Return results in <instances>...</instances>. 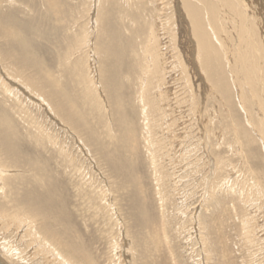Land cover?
I'll use <instances>...</instances> for the list:
<instances>
[{"label": "rangeland", "instance_id": "1", "mask_svg": "<svg viewBox=\"0 0 264 264\" xmlns=\"http://www.w3.org/2000/svg\"><path fill=\"white\" fill-rule=\"evenodd\" d=\"M209 1L215 25L256 32L263 79L247 94L264 100V0ZM183 11L182 0H0V34L14 42L0 38V158L9 144L11 161L30 164L0 167L10 177L6 187L0 179V213L30 215L0 223L1 264H264V109L258 99L247 107L229 80L232 115L200 69ZM151 23L169 56L164 101L143 74ZM19 47L91 147L11 77L12 66L30 75L7 59ZM123 118L131 133L121 137Z\"/></svg>", "mask_w": 264, "mask_h": 264}, {"label": "bare ground", "instance_id": "2", "mask_svg": "<svg viewBox=\"0 0 264 264\" xmlns=\"http://www.w3.org/2000/svg\"><path fill=\"white\" fill-rule=\"evenodd\" d=\"M95 1V0H94ZM197 1V0H196ZM242 1V0H241ZM49 2V1H48ZM201 2L203 3V6L204 7H200V5H198L199 3L197 2H192L190 0H182V7H183V12L185 13L187 19L189 20V26H190V30H191V37L192 38V42L194 43L193 48H195V50L197 51V54H196V58H197V61H198V64L200 66V69L203 68V72L205 74V78L207 79L208 82H210V84L212 85V88L213 90L220 94L222 100L224 103H226V105L229 107L230 111L232 112V115L234 116V108H233V98H232V91H231V85H233L234 87H236V90L237 88L239 87L240 89V96H242V98L244 97H247V100L251 103H249V105L247 107L251 108L250 105H252V102H257L256 99H258V96H254V99L252 98V95L251 97L248 96V88H251L250 90L253 91L256 95V93L258 92L257 89H259V82L261 79H263V74H261V71L259 70L260 69V61L258 59L259 55L258 53L259 52V49L258 47L260 46L261 42L260 40L256 37V39H252L250 38V36L252 37L253 35H256V32L255 31H250V33L248 34V30L249 29H246L242 26V28H238V31L234 33V35H231L229 33V29L226 28L225 25L223 24H217L215 25L214 22H216V16H217V12L219 10H216L214 9L213 5L214 3H210L209 0H201ZM97 3V2H96ZM222 3H223V0H222ZM253 3V2H252ZM49 4V3H48ZM213 4V5H212ZM254 4V3H253ZM52 5V4H51ZM209 7V11L208 12V8ZM53 8H54V5H53ZM93 9V8H92ZM253 9V8H252ZM91 10V9H90ZM94 10V9H93ZM91 13V12H90ZM205 13H206V16H205ZM100 14V13H99ZM94 16V15H93ZM92 16V17H93ZM101 16L98 17L97 19V22L98 24L100 25L101 22H102V18H100ZM253 19V18H252ZM226 20V19H225ZM255 21V19H254ZM226 24L228 26V28H231L232 25H234V23H230L228 20H226ZM252 23V21H251ZM231 24V25H230ZM257 24V23H256ZM185 26V25H184ZM187 26V25H186ZM158 27V26H157ZM258 27V26H257ZM259 28V27H258ZM185 29V28H184ZM99 32H100V35L103 33V28L102 26L99 27ZM4 30H1L0 29V32H3ZM148 36H147V42H146V45H145V56L147 59L150 60V62L147 64L146 67H144V70L143 68L141 70H143V74L146 77V79H148L149 81V85H150V89H153V96L155 98V100L158 99V101H162L163 100V97H164V94L165 92L164 91H161V85H160V80L162 81L161 84H163V80L165 79L162 78L160 72H162V64L165 63V59L166 57L169 58V56H167V53H163V51L161 52V43L158 42V38L160 39V36L157 35L156 33V23H151V27L149 28L148 30ZM185 31V30H184ZM188 32V30H187ZM190 33V32H189ZM230 34V35H229ZM258 35V34H257ZM261 35V34H259ZM83 36V35H82ZM190 37V38H191ZM0 38H2L3 40V44L2 45H7L9 44L10 46L12 45V43H14L12 41L11 38H13V35L11 33H8V35H3V34H0ZM84 38V37H83ZM189 38V37H188ZM189 38V39H190ZM83 40V39H82ZM264 41V40H263ZM189 42V41H188ZM165 45V44H164ZM20 46V44H19ZM163 47V46H162ZM163 49V48H162ZM167 49V48H166ZM165 49V50H166ZM187 49V48H186ZM187 51V50H186ZM97 52V51H96ZM15 53V54H14ZM17 54V55H16ZM73 54V52H72ZM71 54V55H72ZM98 54V52H97ZM188 54V53H187ZM8 56V60H11L9 61V63H13L14 65H20L22 64L24 66V70L30 74V75H26L24 73V71H21V68L18 70V71H11L12 69L15 68V66H12V69L9 68V73L11 75V77H14V78H19L18 82H21V86L24 84L25 88L29 90V92H32L33 94H35L37 97H39L40 100H43V103H47L46 105L48 106L49 111L51 113H53V117L54 115L56 117H58L61 121H63L64 123L70 125L74 130L75 132L78 133V136L79 138H81V140H83L82 142H84L86 145H89L91 147V145L88 143V142H85L84 139L85 137H83L84 139H82V137L80 135H83L81 133H79L80 131V125H78V122L79 120H77V118L75 119L73 117V109L71 108V112L68 110V106L67 104H65V101L64 99H62L61 95H60V90L57 88L56 92L58 93L55 94L56 92H54L53 89H50L48 87V85L44 84V83H41L40 80L36 77L32 78L31 77V71L30 69L32 68L31 66L32 65V62L28 61V58L26 56V54L24 53V51H22V48L19 47V50L18 52H14L13 51V55H9L7 54ZM195 57V56H194ZM67 58V57H66ZM80 58V57H79ZM96 58V57H95ZM5 59V58H4ZM101 59V58H100ZM20 62H18V61ZM169 60V59H168ZM192 60V59H191ZM194 61V60H193ZM192 61V63H194ZM105 62V61H104ZM25 64V65H24ZM72 64V63H71ZM197 64V63H196ZM35 65V64H34ZM21 66V65H20ZM83 66V65H82ZM101 69V68H100ZM41 70H43L41 68ZM189 70V69H188ZM94 71V70H92ZM186 71V70H184ZM5 72V71H4ZM20 72V73H19ZM96 72V71H95ZM165 72V71H164ZM94 73V72H93ZM103 73V72H102ZM50 74V73H49ZM104 74V73H103ZM142 74V75H143ZM9 75V74H8ZM143 75V76H144ZM5 76V75H4ZM7 76V75H6ZM50 76V75H49ZM94 76V75H93ZM104 76H106L104 74ZM229 76V77H228ZM9 76H7L8 78ZM10 78V77H9ZM51 80H52V85H56V82L54 81V79L52 77H50ZM162 78V79H161ZM5 79V78H3ZM2 80V79H1ZM92 80H95L94 78ZM229 80L231 82V85L229 83ZM5 82V81H4ZM7 82V80H6ZM17 82V83H18ZM95 82V81H94ZM167 82V81H166ZM23 83V84H22ZM11 84V83H10ZM9 84V85H10ZM19 84V83H18ZM95 84V83H94ZM8 85V84H7ZM87 85V84H86ZM11 86V85H10ZM13 86V85H12ZM11 86V87H12ZM16 86V85H15ZM14 86V87H15ZM57 86V85H56ZM232 86V87H233ZM6 91L7 92H10V93H14L15 95H17L19 93V91L21 90L20 88H18V86L16 88L12 87V90H11V87L9 86H6ZM31 87V88H30ZM58 87V86H57ZM13 88L16 90H13ZM20 89V90H19ZM24 89V88H23ZM195 89V88H194ZM27 90V91H28ZM106 90V89H105ZM163 90V89H162ZM212 90V91H213ZM260 90V89H259ZM143 91V90H142ZM213 91V92H214ZM22 92V91H20ZM141 92V91H140ZM198 92V91H197ZM101 95L102 93L99 92ZM20 94V93H19ZM24 96L26 95L24 92H23ZM87 94V93H86ZM111 94V93H110ZM144 94V93H143ZM143 94H141V99L142 101L144 100V102L148 105L150 104V98L148 96H143ZM28 95V94H27ZM26 95V96H27ZM21 96V94H20ZM110 97V95H109ZM257 97V98H256ZM19 98V97H18ZM36 98V97H35ZM89 102H90V109H96V107H94V105H92V99L93 97L89 95ZM251 100H250V99ZM260 98V96H259ZM29 99V98H28ZM38 100V99H37ZM110 100H111V104L113 103V100L112 98L110 97ZM164 101V100H163ZM259 103L261 104V108L263 107L264 109V100L261 101V99L259 100ZM36 102V101H35ZM39 106H40V103H38ZM183 104V103H182ZM254 104V103H253ZM151 105V104H150ZM240 105V104H239ZM244 105V104H243ZM259 105V104H258ZM45 106V105H43ZM113 106V111L115 113L116 111V107L114 105V103L112 104ZM242 106V105H241ZM246 106V105H244ZM257 106V105H256ZM42 107V106H41ZM106 107V105H105ZM162 107V106H161ZM160 107V108H161ZM45 108V107H44ZM258 108V107H257ZM262 109V111H263ZM23 110V109H22ZM48 111V112H49ZM164 111V110H162ZM22 112V111H21ZM49 112V114H50ZM162 113V112H161ZM263 113V112H262ZM264 114V113H263ZM52 115V114H51ZM52 117V118H53ZM246 117V116H245ZM263 117V116H262ZM57 118V119H58ZM236 118V117H235ZM55 119V118H53ZM58 119V120H59ZM238 119V118H237ZM263 119V118H262ZM59 120V121H60ZM124 118L122 119L121 121V125L120 124H117L118 125V129L120 130L119 131V135L122 137L124 135H127V134H130L131 131H130V128H128V126L126 127L125 123H124ZM144 120V119H143ZM60 121V122H61ZM108 121V120H107ZM117 121V120H116ZM115 121V122H116ZM144 122V121H143ZM142 124H146L143 123ZM103 123V122H102ZM109 123V122H108ZM65 125V124H64ZM150 126V124H148ZM241 125V124H240ZM120 126V128H119ZM147 127V126H146ZM263 128V127H262ZM90 129V128H89ZM117 129V130H118ZM143 129V128H142ZM238 129L241 131L242 134H244V130L241 129V127ZM109 130V129H108ZM263 130V129H262ZM264 131V130H263ZM111 132V130L109 131ZM142 132V130H141ZM133 133H134V129H133ZM143 133V132H142ZM146 133V132H145ZM76 134V133H75ZM80 134V135H79ZM206 134V133H205ZM96 135V134H95ZM144 135V133H143ZM77 136V137H78ZM134 136V135H133ZM247 136V135H246ZM245 137V136H243ZM135 138V136H134ZM247 139H248V136H247ZM252 139V138H251ZM86 140V139H85ZM123 140V138H122ZM125 140V138H124ZM89 141V140H87ZM121 141V139H120ZM252 141V140H251ZM225 142V141H224ZM9 142H7L8 144ZM88 143V144H87ZM263 143V142H262ZM6 144V143H5ZM131 144L132 142L129 143V141L127 142V148L128 147H131ZM153 144V143H152ZM9 145V144H8ZM7 145L8 148H6V151H5V160H2L0 158V167H3V168H7V169H12V168H24L25 165H28L30 166L29 163H23V162H19L18 164H16L15 160H12L11 161V158H10V155L9 154H17L16 151H12L9 146ZM135 145V144H134ZM126 146V144H125ZM124 146V147H125ZM145 147V146H144ZM84 148V147H83ZM106 148V147H105ZM264 148V147H263ZM130 150V149H129ZM105 151V150H104ZM19 154V153H18ZM104 154V157L105 158H108L110 159L108 156L109 154L103 152ZM219 157V156H217ZM121 158V157H119ZM10 161H8V160ZM152 159V155H151V158ZM22 161V160H21ZM220 161V160H219ZM27 162H30V161H27ZM153 162V161H152ZM22 164L24 166H22ZM156 166V165H155ZM154 166V167H155ZM153 167V165H152ZM153 169H156V168H153ZM39 170V169H38ZM0 172H2L0 170ZM31 174V173H30ZM31 177V176H30ZM32 177H34V175L32 174ZM39 178V177H38ZM0 179H2V182L4 183V187H6V185L8 186L7 182L10 180V177L6 176V175H3L0 177ZM15 179V178H13ZM33 179V178H32ZM35 179V178H34ZM38 181V180H36ZM13 182V181H10V183ZM34 182V181H32ZM9 183V182H8ZM38 183V182H37ZM35 184V183H34ZM39 184V183H38ZM39 186V185H38ZM48 190V189H47ZM22 200V199H21ZM20 204H22V201L19 202ZM18 203V205H19ZM2 204V203H1ZM26 204V203H25ZM29 204V203H28ZM27 204V205H28ZM17 205V204H15ZM24 206V205H23ZM34 206V205H33ZM3 207V205H2ZM18 207V206H17ZM16 207V208H17ZM19 208H21L19 206ZM31 208V207H30ZM34 207H32L33 209ZM0 210H1V206H0ZM18 210V209H17ZM20 210V209H19ZM35 210H38V208H36ZM14 212V211H13ZM12 213H8V211H3V213L1 212L0 213V223L3 224V225H7L6 227L8 228L9 226V223L10 221L12 222L15 221V223H19L20 222V219L22 221L25 222L24 219L27 218V216L29 215H25L26 218H18L19 217V214L17 216H15L14 214ZM17 212V211H16ZM15 212V213H16ZM12 214V215H11ZM23 214V213H22ZM27 214V213H26ZM24 215L20 216V217H23ZM24 216V217H25ZM30 216V215H29ZM30 218V217H29ZM33 218L34 215H33ZM144 220V219H143ZM35 221V220H33ZM23 222V223H24ZM30 222V221H29ZM162 222V221H161ZM21 223V222H20ZM27 223V221H26ZM34 223V222H33ZM32 223V224H33ZM12 224V223H11ZM20 225V224H19ZM18 225V226H19ZM23 224H21L20 226H22ZM26 225V224H25ZM24 225V226H25ZM30 225V223H29ZM163 225V224H162ZM17 226V225H16ZM19 226V227H20ZM31 226H35V225H31ZM5 227V226H4ZM5 227V230H8L7 228ZM19 227H16L19 228ZM28 227V226H27ZM10 228V227H9ZM23 228V227H21ZM16 229H13L14 231H16ZM31 229V227H30ZM37 229L36 230L34 229V231H36L37 233ZM11 230H12V227H11ZM19 231V230H18ZM28 231V230H27ZM22 232V231H21ZM19 232L18 234H23ZM40 232V231H39ZM34 233V232H33ZM34 233V234H36ZM25 234H26V231H25ZM24 234V235H25ZM28 234V233H27ZM30 234V233H29ZM56 234V233H55ZM21 236V235H20ZM29 237L31 236L28 235ZM35 236V235H34ZM156 236V235H154ZM33 237V235H32ZM31 237V238H32ZM150 237V236H149ZM39 238V237H38ZM37 238V240H38ZM52 238V237H51ZM32 240H35V239H32ZM155 240V239H154ZM56 241V240H54ZM158 241V240H157ZM35 242V241H34ZM50 242V241H49ZM153 242V241H152ZM159 242V241H158ZM157 242V243H158ZM160 243V242H159ZM164 243V242H163ZM46 244V243H45ZM45 244H43L45 246ZM48 244V243H47ZM51 244V243H50ZM165 244V243H164ZM56 245V244H55ZM153 245H157L155 244V242L153 243ZM5 246V245H4ZM48 246V245H47ZM152 246V245H151ZM160 246V245H159ZM46 247V246H45ZM156 247V246H155ZM44 248V247H43ZM50 248V247H49ZM46 249V248H44ZM48 249V248H47ZM52 249V248H51ZM58 250V249H57ZM55 249V251H57ZM62 250V249H61ZM60 250V251H61ZM45 251V250H44ZM54 253V251H51V253ZM62 252V251H61ZM64 252V251H63ZM58 253V252H57ZM60 254V253H59ZM54 255V254H53ZM62 255V254H61ZM66 255V254H65ZM59 256V255H58ZM63 256V255H62ZM61 256V257H62ZM64 257V256H63ZM57 258V257H56ZM65 258V257H64ZM66 259V258H65ZM60 260V259H59ZM69 258H67L66 261H68ZM58 262V261H57ZM71 263V262H69ZM1 264V263H0ZM122 264V263H121Z\"/></svg>", "mask_w": 264, "mask_h": 264}]
</instances>
